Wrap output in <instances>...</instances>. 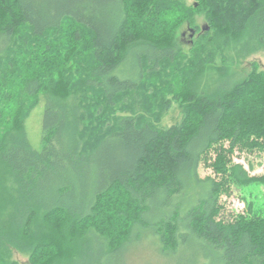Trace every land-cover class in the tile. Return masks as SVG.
<instances>
[{"label":"trees","instance_id":"trees-1","mask_svg":"<svg viewBox=\"0 0 264 264\" xmlns=\"http://www.w3.org/2000/svg\"><path fill=\"white\" fill-rule=\"evenodd\" d=\"M156 1L0 0V75L13 67L19 74L22 63L28 72L18 83L23 96L5 90L0 76V103L15 109L10 127L0 126V170L12 183L0 199V264H19L4 258L6 245L29 254L30 264H105L146 238L157 241L163 257L193 243L192 264H264L263 204L251 200L244 214L218 218L231 184L244 192L264 185V174L251 175L230 157L238 147L264 151V72L215 93L166 98L162 110L185 102L183 119L171 126L125 116L91 146L83 143L82 108L99 105L100 97L114 105L146 79L163 91L169 81L161 72L170 61L200 68L225 57L248 27L253 42H264V0ZM199 12L209 24L204 36L210 29L214 35L194 41L189 54L176 32ZM76 85L96 95L81 99ZM42 89L44 146L36 150L24 118ZM202 161L214 176H200Z\"/></svg>","mask_w":264,"mask_h":264},{"label":"rangeland","instance_id":"rangeland-1","mask_svg":"<svg viewBox=\"0 0 264 264\" xmlns=\"http://www.w3.org/2000/svg\"><path fill=\"white\" fill-rule=\"evenodd\" d=\"M187 5H195V0H185ZM160 4L161 1H156ZM166 15L160 14L158 22H160ZM193 23H184L179 27L176 32V39L183 44V50L190 54L191 47L194 45V41L204 38L205 40L214 35V31L210 29L209 34L204 36L205 29L209 24L206 21L205 13L199 12L193 17ZM250 30L248 27L247 31ZM246 31V36L241 42H233L232 45L226 49V56L223 57L220 54L217 55L211 63H208L200 68L195 67L194 62H185L183 58H180L174 62L170 61L168 67L161 72V78L169 81L167 89L160 91L159 88L152 86L150 80L146 79L144 84L135 91L133 94L125 95L117 99L114 105L109 106L104 104V99L100 97V104L96 106H90L82 108V112H85L84 118L81 121L88 127L87 137L83 140L86 141V146H91L95 140H99L100 136L106 133L108 126L116 127L119 125L121 119L125 116H141L148 118L155 125L160 127L171 126L183 119V106L184 100L173 101L172 106L168 110H162L159 103H162L166 98H174V95H180L184 99L188 94H196L200 96L202 94L215 93L219 87L227 86L232 88L234 85L241 83L246 79L253 71L264 72V42H253L252 33ZM220 42V39L217 38ZM252 44V45H251ZM24 65V63H22ZM23 65H18L20 69L19 74L16 69L9 72H2L5 74L4 80H6L5 90L17 95L23 92V88L18 87L19 81H23L28 77V72L24 70ZM1 67V65H0ZM21 79H20V77ZM4 77V76H3ZM148 77V76H147ZM1 79V80H3ZM158 86L163 85L164 82L157 80ZM228 88V89H229ZM3 88H0V94L3 92ZM81 91H76V94L82 99L83 96L96 95L95 90H88L87 94H84V89H80L79 85L74 87ZM162 90V88H160ZM82 93V94H81ZM47 91H42L39 94V99L36 105L24 118L25 129L27 132V138L33 149L41 150L44 146L42 140L44 130V113L46 106L45 96ZM158 99L157 101L155 99ZM66 102L71 103L74 101V96H69L65 99ZM104 102V103H103ZM78 103V102H77ZM7 101L0 103V110L3 112L4 123L1 121V127H10L12 118L15 114L14 106H9ZM82 107V103H80ZM102 109L96 111L97 107ZM156 109V113L161 111V118L156 120L155 114L152 109ZM2 119V118H1ZM10 121V123H9ZM1 143V142H0ZM2 144V143H1ZM226 142L225 146L228 147ZM216 156L214 151L209 153V162ZM233 162L243 164L251 175L264 174V151L236 148L230 154ZM206 164L202 161L200 165V176L205 177L209 174L214 176V172L211 169L204 168ZM12 183L5 178V174L0 170V199L4 193V197L7 196V191L11 188ZM230 192L223 193L220 197V204L222 206L221 213L218 218L232 219L233 214H244L249 201L253 200L254 204H263L264 207V185L259 189L246 188L245 191L240 190L236 185H230ZM8 188V189H7ZM251 190V191H250ZM253 190V191H252ZM251 192V194H250ZM7 205H3L4 214ZM0 217V224L2 223ZM89 235L94 236L96 239L102 241L100 244H105L106 248L109 247V239L99 233L96 229L90 228L87 232ZM88 243H93L91 240ZM157 241L153 238H146L138 241L130 246L127 252L125 249L110 258L104 259L105 264H192L193 254L197 253V250L193 243H190L185 252L181 255H169L163 257L159 253L157 248ZM4 258L8 261H17L19 264H30V256L12 246L6 245L4 248Z\"/></svg>","mask_w":264,"mask_h":264}]
</instances>
